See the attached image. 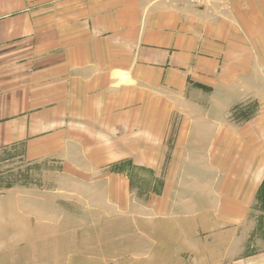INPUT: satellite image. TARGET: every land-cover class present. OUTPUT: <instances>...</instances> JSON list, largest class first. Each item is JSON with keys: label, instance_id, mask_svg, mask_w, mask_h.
<instances>
[{"label": "crops", "instance_id": "crops-1", "mask_svg": "<svg viewBox=\"0 0 264 264\" xmlns=\"http://www.w3.org/2000/svg\"><path fill=\"white\" fill-rule=\"evenodd\" d=\"M226 89L227 106L253 97L258 112L205 148L244 153L224 168L249 201L264 176V0H0V151L66 145L91 168L138 154L153 167L172 101Z\"/></svg>", "mask_w": 264, "mask_h": 264}, {"label": "rangeland", "instance_id": "rangeland-1", "mask_svg": "<svg viewBox=\"0 0 264 264\" xmlns=\"http://www.w3.org/2000/svg\"><path fill=\"white\" fill-rule=\"evenodd\" d=\"M225 92L172 101L153 167L138 154L91 168L66 145L0 151V264H224L264 252V176L239 200L224 166L244 153L205 148L215 127L239 130L258 112L253 97L227 106Z\"/></svg>", "mask_w": 264, "mask_h": 264}, {"label": "built area", "instance_id": "built-area-1", "mask_svg": "<svg viewBox=\"0 0 264 264\" xmlns=\"http://www.w3.org/2000/svg\"><path fill=\"white\" fill-rule=\"evenodd\" d=\"M189 1L198 4L200 6H222L226 2V0H189Z\"/></svg>", "mask_w": 264, "mask_h": 264}]
</instances>
